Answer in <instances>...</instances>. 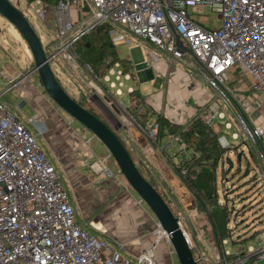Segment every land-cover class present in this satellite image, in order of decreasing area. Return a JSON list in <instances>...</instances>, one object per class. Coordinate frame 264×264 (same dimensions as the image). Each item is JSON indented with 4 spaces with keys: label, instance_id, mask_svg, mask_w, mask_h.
I'll list each match as a JSON object with an SVG mask.
<instances>
[{
    "label": "built area",
    "instance_id": "1",
    "mask_svg": "<svg viewBox=\"0 0 264 264\" xmlns=\"http://www.w3.org/2000/svg\"><path fill=\"white\" fill-rule=\"evenodd\" d=\"M92 1L93 7L87 0H24L28 6H35V15L53 36L55 51L46 54L50 56V66L60 57L76 73L92 72L88 64L80 63L74 46L103 25L108 26L107 34L114 46L127 45V31L179 59L183 51L175 45L173 28L215 94L201 117L205 123L212 125L214 120L225 117L220 101H234L227 87L232 70L249 77L250 90L264 92V0ZM203 7L218 14L219 26L208 28L194 19ZM108 67L106 70H110ZM94 77L104 81L103 75ZM7 80L9 86L0 91V264H156L155 248L161 232L166 240L158 223L154 229L156 242L133 260L120 254L123 245L114 250L80 225L66 189L36 141V135L46 131L44 119L39 115L27 119L34 130L19 120L2 100L15 83V78ZM236 116L248 140L256 145L264 135L261 123L251 124L239 113ZM156 128L155 121L140 128L154 144ZM73 132L91 144L92 137L87 139L85 132ZM171 140L184 147L178 136ZM222 140V146L228 147ZM257 153L264 162V150L259 148ZM108 159L105 156L101 160ZM97 165L93 162L90 166ZM100 170L109 174L108 169ZM186 237L194 253L187 234ZM222 242L226 240H221L223 246ZM221 256L216 258L221 264H258L264 258V242L258 239L256 247L248 246L235 254L222 248Z\"/></svg>",
    "mask_w": 264,
    "mask_h": 264
},
{
    "label": "crops",
    "instance_id": "2",
    "mask_svg": "<svg viewBox=\"0 0 264 264\" xmlns=\"http://www.w3.org/2000/svg\"><path fill=\"white\" fill-rule=\"evenodd\" d=\"M54 1L56 0L51 2ZM126 33L128 32L124 31L129 39V46H125L131 47L134 52L131 53L128 50L123 57L124 65L121 66L119 63L110 65V68L108 67L110 70H105L102 77L111 94L108 101L104 100L111 111L107 110L108 117L116 122L113 130L124 143L139 171L158 193L165 197L166 203L176 213L179 220L182 221V215L186 218L189 215L193 217L195 224L191 225L193 229L191 236L195 241L194 246L192 245L194 251L200 254L197 259L201 261V258H205L203 254H207L214 264H221V261H217L216 258L218 255L222 258L221 250L225 249L226 242H222V246L221 240L227 241V239L219 238L208 216L198 209L194 195L184 186L162 155L172 156L179 149V145L169 138L163 139L159 144H154L141 131L142 127L134 121L131 113H136V105L130 97L131 92L139 94L149 108L146 114V126L153 123L157 117H161L172 124L187 128L193 119L201 118L206 113L215 94L200 76V66L192 55L184 51L182 58L173 59L170 54L158 49L151 42L135 36L128 37ZM120 53L121 51H118L117 55L119 56ZM237 72V70H232L229 73L231 83L233 75ZM0 77L7 82V79L15 78L13 87L19 86V95L25 96L30 104L33 110L32 116L39 115L44 121L47 120L46 122L50 120V114L53 113L48 112L49 103L45 100L43 90L39 89V83H34L32 78L25 76V73L13 66L9 60L4 62L2 69L0 68ZM246 77L250 80L248 76ZM125 80L134 82L133 86L126 88L128 94L126 101L120 98L122 96L121 87L124 86L123 81ZM239 85L250 89V86L248 88L247 85ZM227 87L233 93L235 87L230 86L229 82ZM1 89L3 88L0 87V91ZM226 105L230 107L229 103ZM222 111L225 117L214 121L217 130L213 124L211 127L218 134L221 146L223 140L220 141V139L224 138L228 147H222L228 149L238 139V135L236 133V137L233 136L235 133L233 132L235 130L233 120H229L225 110L222 109ZM18 118L29 129L34 130L27 122L28 118ZM51 120L53 121L47 123L46 135H43L48 142V151L54 158L53 167L56 173L59 170L60 174L65 175L68 180V187L60 181L69 193L75 216L79 212L78 216L83 217V221H79L80 225L85 230L89 228L100 234L99 238L104 239L114 250H118V245H123L124 249L119 250L120 254L131 260L151 248L157 240L154 230L156 223L152 224L149 221V217L138 207L131 193H129L131 196H127L123 191L118 192L121 182L115 174L113 175L110 171L106 174L100 170L108 169L109 159L105 162L101 160L106 155L103 152L99 154L102 166L94 159L95 154L90 148L92 143L86 144L83 139L73 133L75 129L70 128L57 114L51 117ZM103 123L111 127L106 122L103 121ZM226 135H229L230 139ZM260 144L264 150V135L254 145L257 150ZM93 162L98 164L97 167L90 166L88 169L87 166ZM261 162L264 167V162ZM103 173L107 177H102ZM118 173L116 166V174ZM219 201L220 203L225 202L222 198ZM156 253V264H161L159 259L161 253ZM207 264L211 263L207 262Z\"/></svg>",
    "mask_w": 264,
    "mask_h": 264
},
{
    "label": "rangeland",
    "instance_id": "3",
    "mask_svg": "<svg viewBox=\"0 0 264 264\" xmlns=\"http://www.w3.org/2000/svg\"><path fill=\"white\" fill-rule=\"evenodd\" d=\"M10 1L14 5H16L18 2V9L23 13L38 35L44 53L47 55L53 53L55 51L52 42L53 36L44 23L35 15V6H28L24 0ZM87 1L93 7V1ZM194 19L201 25L208 28L217 27L220 24L218 14L209 7H203L200 13L194 14ZM126 34L128 37H134V35L129 32ZM127 45L129 46V43ZM115 50L116 52L121 51L118 56L120 60H123V57H125L128 50H130L131 53L134 52V50H131V47L127 48L125 45L115 46ZM8 60L11 64H13V66L18 67L20 71L25 74L33 68V59L26 42L22 36L12 27V25L0 16L1 69L4 62ZM79 66L82 67L83 65L79 63ZM51 68L55 77L63 89L68 93V95L75 99L84 108L90 110L101 121L103 120L109 124L111 126L110 128L113 129L116 127V122L108 117V111L102 104L104 103L109 108L104 99L108 100V98H111V94L109 93V90L103 81L95 79L92 68V72L89 73H76L60 57L54 59L51 64ZM245 77V75H241L237 72L233 75L232 83L229 81L230 86L233 85V87H235L232 93L234 101L229 99V108L225 102L220 101L222 109L225 110L229 120H233L234 129L236 130L233 132L237 133L238 135V139L233 142L234 144L231 145V148L229 149L230 151L226 154V161H231L232 163L228 162L226 165L224 164L222 167H220L222 170L221 172L219 171V168L217 169L219 199H224L229 210V219L225 230V238L227 241L226 244H224V248L230 250L233 254L239 253L242 250L245 251L246 247L248 246L256 247L258 239L264 242V167L261 162L262 160L258 156L257 147H255L248 140L244 127L239 123V120L236 116V113H239L240 115L246 117L248 122L251 124L260 122L264 129V92L242 88V86L239 84H244L245 86L247 85L248 88L251 86L250 80ZM29 78H32L34 83H39L40 85V81L36 73L29 75ZM123 83L124 86L121 87L122 96L120 98L126 101L128 97L126 88L128 86H133L134 82L132 80H125ZM7 86H9V83L0 77V87L3 88L1 90H4L5 87L7 88ZM39 89L41 91L43 90L42 92L45 95V100H47V103H49L50 109L48 108V112L53 113L50 114V120L48 119V122L53 121L51 120V117H54V115L57 114L59 117L63 118L67 125L70 123V128L80 129L82 132H85L87 139L92 137V144L90 148L91 152L95 154L94 159L103 166L102 161L99 159V154L103 152L106 156H109L110 164L107 166V168L113 175L115 174L121 182L120 186H118V192L123 191V193L125 192L127 196H131L129 194L131 193L138 207H140L143 213L145 215L147 214L149 217V221L152 224L157 223L149 208L133 192V190L125 181L124 177L120 173L116 174V163L105 146L96 137H94L90 131L85 130L77 121L73 120L69 115L60 110L54 104V102L49 99L41 85L39 86ZM19 90V86L12 87L10 91H7L4 95H2V99L7 103L8 108L16 116L26 119L32 116L33 110L30 104L27 102L25 96L19 95ZM112 93H114V90H112ZM242 101H246V103L242 104ZM48 122H46V126ZM142 126L143 128L147 127L146 124ZM213 127L215 130H217L215 122H213ZM44 134L46 135L45 132ZM45 135L40 134L39 136H36V141L53 165L55 161L51 153L48 151V142L44 137ZM226 136L228 139H230L229 135ZM239 154L240 158H237ZM90 164L88 165L89 167L87 166L88 169L90 168ZM117 171L119 172L118 168ZM57 175L63 182L64 186L68 187V180L66 179L65 175L60 174L59 170L57 171ZM102 177L107 176L103 173ZM66 192L69 196L67 189ZM83 197L85 200V196ZM163 198L165 200V197ZM174 214L176 215V213ZM78 215H76L75 218H77L78 222H82L83 217H79ZM182 218V221H180L182 229L184 230L185 234L188 235L192 245L194 246L195 241L193 236H191V233L193 232L191 225L195 224L194 219L192 216L190 217V215L187 218L182 215ZM87 229L90 234H93L97 237L100 236V234L96 233L95 231L89 228ZM239 249L241 250L239 251ZM237 250L239 252H235ZM156 252H158V254L161 253L159 258L161 264H163V262L165 264H178L172 247L165 240V238L158 241L155 248V253ZM203 256L205 258H201L203 261H199L198 264H207V262L214 264L209 255L203 254ZM194 257L198 258L200 257V254L194 252ZM258 264H264V258L261 259Z\"/></svg>",
    "mask_w": 264,
    "mask_h": 264
},
{
    "label": "trees",
    "instance_id": "4",
    "mask_svg": "<svg viewBox=\"0 0 264 264\" xmlns=\"http://www.w3.org/2000/svg\"><path fill=\"white\" fill-rule=\"evenodd\" d=\"M107 30V25L100 26L85 35L74 46L80 63L88 64L97 77H101L108 66L114 63L123 66L125 61L119 59ZM130 97L136 105V113H131L132 117L143 128L149 108L139 94L131 92ZM155 122L157 124L155 144L161 143L165 138L172 139L174 136H178L184 144V147H179L172 156L162 155L184 186L194 195L198 209L208 216L219 238L226 239L229 210L226 202L219 201L217 169L219 168L221 172L220 167L228 162L232 163L226 161V154L231 147L228 149L222 147L218 141V134L210 124L199 117L193 119L187 128L172 124L161 117H157Z\"/></svg>",
    "mask_w": 264,
    "mask_h": 264
},
{
    "label": "water",
    "instance_id": "5",
    "mask_svg": "<svg viewBox=\"0 0 264 264\" xmlns=\"http://www.w3.org/2000/svg\"><path fill=\"white\" fill-rule=\"evenodd\" d=\"M0 16L7 20L22 36L29 48L33 59V68L25 76L36 73L40 85L49 99L60 110L77 121L85 130L90 131L105 146L114 159L119 173L155 217L159 227L166 236V241L172 247L178 264H198L199 261L194 257L193 250L188 244L178 216L174 214L163 197L139 171L115 131L80 105L63 89L48 62L50 56H46L44 53L38 35L23 13L18 9L17 4H12L10 0H0ZM172 33L175 38L176 47L192 55L191 51L182 45L179 36L174 32L173 28ZM106 101L108 100L106 99ZM102 104L111 112L104 103ZM260 148H262L261 144ZM238 158H240V154Z\"/></svg>",
    "mask_w": 264,
    "mask_h": 264
},
{
    "label": "bare ground",
    "instance_id": "6",
    "mask_svg": "<svg viewBox=\"0 0 264 264\" xmlns=\"http://www.w3.org/2000/svg\"><path fill=\"white\" fill-rule=\"evenodd\" d=\"M160 234L162 235V232H161ZM161 235H159V238H160V239H163L164 237H163V236H161Z\"/></svg>",
    "mask_w": 264,
    "mask_h": 264
}]
</instances>
